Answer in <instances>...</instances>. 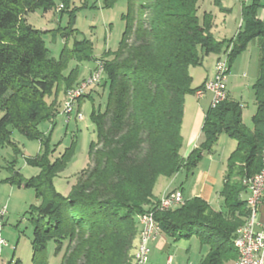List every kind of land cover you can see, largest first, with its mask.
<instances>
[{"label": "trees", "instance_id": "trees-1", "mask_svg": "<svg viewBox=\"0 0 264 264\" xmlns=\"http://www.w3.org/2000/svg\"><path fill=\"white\" fill-rule=\"evenodd\" d=\"M117 1L104 0V5L112 8ZM199 1L128 0L120 45L102 57L99 86L104 91L109 85V95L104 111L94 107L91 113L97 140L91 145L90 166L64 196L54 181L66 170L75 148L50 160L49 139L39 127L55 119L60 94L66 95L79 82L78 68L66 74L70 63L94 61L93 44L76 41L56 60L43 39L45 32L34 29L27 19L39 9L53 10L54 1L0 0V145L9 143L19 152L11 142L12 127L29 140H39L44 151L27 160L40 168V175L26 179L16 172L8 180L19 188L35 189L42 201L31 211V264H52L50 244L53 258L62 255L59 264H131L142 230L140 218L160 202L154 195L158 179L172 177L182 168L194 171L222 133L237 142L220 192L225 210L216 211L196 197L171 210H155V218L163 233L185 239L197 236L201 246L209 247L201 264L237 261L233 241L249 216L245 179H252L262 167L264 23L257 18L259 1H251L243 4L236 37L218 40L211 16L204 22L198 17ZM215 2L222 7L223 0ZM75 20L73 15L71 30ZM255 39L262 44L263 57L253 86L257 102L253 129L243 123L241 104L228 98L209 110L202 142L183 162L185 98L198 90L192 87L191 68L201 66L211 54L226 56L233 45L231 63ZM48 97L54 101L48 103ZM86 99L92 100L85 94L78 104ZM9 264L22 261L12 259Z\"/></svg>", "mask_w": 264, "mask_h": 264}, {"label": "rangeland", "instance_id": "rangeland-1", "mask_svg": "<svg viewBox=\"0 0 264 264\" xmlns=\"http://www.w3.org/2000/svg\"><path fill=\"white\" fill-rule=\"evenodd\" d=\"M53 1L56 5L53 10L45 12L43 9H39L30 13L27 17L28 22L34 29L45 32L43 39L50 52V56L56 60L60 58L61 51L66 46L73 48L76 41L87 40L93 44L92 56L94 61L84 63L72 61L66 72V74H69L70 70L78 68L80 75L78 83L81 85L91 74H94V70L99 64L103 66L102 60L107 52H115L118 49L125 30L123 15L127 12L128 0H118L112 8H106L104 0ZM247 3H241L239 0H223L222 8L216 4L215 0H200L198 4V17L201 22H204L205 17L211 16L213 20L212 33L218 40L235 38L242 25L243 4ZM73 15L76 16L75 25L73 26L74 31L70 27ZM231 46L233 47V45ZM204 60L203 67H192L190 71L194 78L192 86L195 89L203 87L196 88L204 81L206 71L209 72L214 67L216 54H211L205 57ZM77 84L67 91L66 96L64 93L60 94L59 103L57 102V105L59 104L58 115H56L55 119L44 122L39 127L40 131L49 139L50 160L55 161L62 158L75 148L73 159L68 164L66 170L54 181L57 191L64 196L70 195L79 176L90 166L91 145L97 140V129L91 121V113L94 107L96 110L100 109L104 111L109 95V85H107L104 91L100 89L99 84L90 87L86 95H90L93 101L86 99L81 105L77 103L74 113L68 119L64 115L65 102L68 98V92L80 86ZM194 100L190 99L189 101ZM47 101L48 103H52L54 97H48ZM204 102H210V95H208V99L204 100ZM250 107L252 109L254 106L251 104ZM79 111L81 113L77 115ZM1 116L2 112L0 111ZM245 121L247 125L252 124L249 114L246 115ZM10 129L12 131L11 142L19 149V152H16L15 147L9 143L0 145V208H7L2 234L8 243V247H5L0 255V264H9L12 259L14 263L20 259L22 264H31L33 252L31 211L35 207H39L42 201L37 197L35 189L19 188L8 180L16 172H19L26 179L40 175V168L28 165L27 160L37 158L44 151L39 140H29L12 127ZM218 144L219 150L217 155L213 157H215L217 162H223V165H228V159L236 149V141L227 134H223L221 139L218 140ZM212 159L206 156L200 163V167L208 168L212 163ZM184 179L185 175L180 172L173 179L172 187H177ZM165 180L167 179H163V181ZM220 182L218 190L222 189L223 180ZM222 209L225 210L224 204L222 205ZM53 248V244H50V261L52 264H59L62 255L58 258H53Z\"/></svg>", "mask_w": 264, "mask_h": 264}, {"label": "crops", "instance_id": "crops-1", "mask_svg": "<svg viewBox=\"0 0 264 264\" xmlns=\"http://www.w3.org/2000/svg\"><path fill=\"white\" fill-rule=\"evenodd\" d=\"M257 18L264 23V0L259 2ZM262 57V44L259 39H255L231 63L229 62L230 70L227 78L228 98L241 104L243 123L250 129H253V117L257 111L256 95L253 86L260 76ZM220 58V55H216L214 67L209 72L206 71L204 81L196 88L203 86L207 80L214 76L216 63ZM203 64L201 65L202 67ZM205 94V97L202 99H197L194 94L193 96H191L192 94L187 95L185 98L182 125L183 146L180 151L183 162L188 159L195 149L199 148L203 139L202 130L206 115L211 109L213 98L211 93L206 92ZM208 95H210V102L207 103L204 100L208 99ZM190 99H195L196 101H189ZM251 104L254 106L252 109L250 107ZM247 114L251 118V125H247L245 121ZM187 121L188 123H186ZM223 134L225 133L220 135L219 140ZM218 147L219 144L217 143L212 152L204 154L203 159L200 161L201 163L206 156L213 158L208 168H201L199 163L192 172L182 168L181 171L172 177H160L154 190L157 202L166 195L176 190H181L185 201L198 197L209 203L214 210L223 211V199L220 196V190L222 189L218 190L217 188L221 180H223L222 184L225 182L227 164L223 165V162H217L215 157H213L217 155ZM180 172L185 175L184 181L182 180L177 187H172L173 179ZM163 179L167 180L163 181ZM258 220L264 224V203L260 207ZM151 249L147 264H201L210 250L207 246H201L197 236L188 239L175 238L163 233L161 230L156 240L151 244Z\"/></svg>", "mask_w": 264, "mask_h": 264}, {"label": "built area", "instance_id": "built-area-1", "mask_svg": "<svg viewBox=\"0 0 264 264\" xmlns=\"http://www.w3.org/2000/svg\"><path fill=\"white\" fill-rule=\"evenodd\" d=\"M251 1H261V0H246L240 1L241 3H247ZM232 46L227 50V55L225 58V62L219 66V80L217 82H208V80L203 84V86H209V93L213 95L212 104L216 103V99H227V78L229 73V56L232 51ZM101 68V64H99L94 70V74H91L88 77L87 81H85V87L79 89L76 93L68 92V101L65 104L64 115L67 116L68 119L71 118V115L74 113L75 105L78 103L79 99L82 98L89 90L90 87L98 85L96 79V71ZM195 95L198 99H202L206 94H202V87L199 88ZM247 185L251 187L252 197L250 202V208H255L257 211V220L256 222L249 223V229L247 231H237L235 235V240L241 241L243 247L246 248L247 251V259L244 264H264V224L260 223L259 212L260 207L264 203V176L260 179V181H250V178L246 179ZM185 203L183 198V194L181 191H175L165 196L162 199L161 203H156V207H152L150 212L146 213V216H141L142 227H143V254H144V263L147 264L151 254V244L156 240L160 227L156 223L155 218V210H157L158 206H168V210L174 209L176 207H180ZM7 213V208L2 207L0 211V255L3 252L5 247H8V243L3 237V221L4 217Z\"/></svg>", "mask_w": 264, "mask_h": 264}, {"label": "bare ground", "instance_id": "bare-ground-1", "mask_svg": "<svg viewBox=\"0 0 264 264\" xmlns=\"http://www.w3.org/2000/svg\"><path fill=\"white\" fill-rule=\"evenodd\" d=\"M239 1H246V0H239ZM225 58H226V56H223L217 61L215 75L211 79H209L208 82H217V80H219V66H221V64L225 62ZM103 74H104V69H103V66H101V68H99L98 71H96L97 82L101 81ZM85 81H87V80H85ZM84 87H85V82L83 84H81L80 86L72 89L69 93H76L79 91V89H82ZM206 92H209V86H204L202 88V94H205ZM225 100L226 99H216V103L213 104V108H215L216 106H218L219 104H221ZM67 101H68V98H67ZM263 176H264V146H263V152H262V167L260 169V172L257 173L252 179H250V181H260V179L263 178ZM245 184L247 185L246 181H245ZM247 188H248L247 206H248V210H249V216L247 218L245 225L243 227H241L238 231H247L249 229V223L256 222V220H257V211H255V208H250L249 200H251V197H252V190H251V187L249 185H247ZM163 198H165V197H163ZM163 198L160 199L159 203H161ZM157 210L167 211L168 206H158ZM0 211H1V208H0ZM140 225H141L142 230H141V234L137 240V243H136V246H135V249L133 252V259H132L131 264H143L144 263V254H143V248H142V245H143V227H142L141 218H140ZM234 246H235L236 250L238 251V259L235 262V264H244L245 260L247 259L246 248L242 246L241 241L235 240V239H234Z\"/></svg>", "mask_w": 264, "mask_h": 264}]
</instances>
